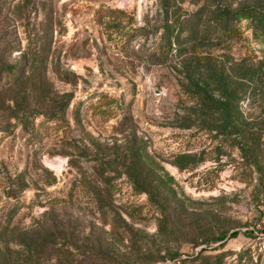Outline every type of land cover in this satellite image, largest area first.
Instances as JSON below:
<instances>
[{"label": "rangeland", "instance_id": "rangeland-1", "mask_svg": "<svg viewBox=\"0 0 264 264\" xmlns=\"http://www.w3.org/2000/svg\"><path fill=\"white\" fill-rule=\"evenodd\" d=\"M222 4L0 0V264H264V0Z\"/></svg>", "mask_w": 264, "mask_h": 264}, {"label": "trees", "instance_id": "trees-1", "mask_svg": "<svg viewBox=\"0 0 264 264\" xmlns=\"http://www.w3.org/2000/svg\"><path fill=\"white\" fill-rule=\"evenodd\" d=\"M212 3L213 6L216 7V14L218 17L217 23L221 25V30L223 33H228L235 29V24L238 22L240 18H247L252 19L253 16H255V12H253V9L251 7H243V8H237L234 10H229L222 4V0H208ZM256 18V16H255ZM256 36V31L254 32ZM1 68L7 71L8 74L13 75V67L2 65L0 64ZM222 111L226 114H230L229 106L228 105H222ZM247 234L250 237H254L250 232H247ZM236 232H231L230 237H235ZM225 238V235L222 234L218 236L216 239L223 241ZM174 257H170V259H173Z\"/></svg>", "mask_w": 264, "mask_h": 264}, {"label": "built area", "instance_id": "built-area-1", "mask_svg": "<svg viewBox=\"0 0 264 264\" xmlns=\"http://www.w3.org/2000/svg\"><path fill=\"white\" fill-rule=\"evenodd\" d=\"M260 219L253 226L245 228L255 237L264 238V203L260 206Z\"/></svg>", "mask_w": 264, "mask_h": 264}]
</instances>
